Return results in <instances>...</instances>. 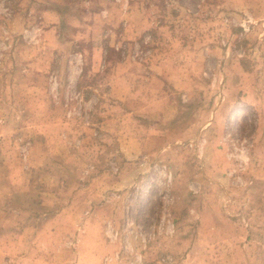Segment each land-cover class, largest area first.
I'll return each instance as SVG.
<instances>
[{
    "label": "rangeland",
    "instance_id": "obj_1",
    "mask_svg": "<svg viewBox=\"0 0 264 264\" xmlns=\"http://www.w3.org/2000/svg\"><path fill=\"white\" fill-rule=\"evenodd\" d=\"M0 264H264V0H0Z\"/></svg>",
    "mask_w": 264,
    "mask_h": 264
}]
</instances>
